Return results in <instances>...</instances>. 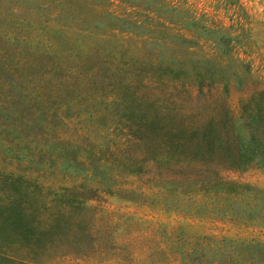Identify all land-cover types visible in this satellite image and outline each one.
<instances>
[{
	"label": "rangeland",
	"instance_id": "1",
	"mask_svg": "<svg viewBox=\"0 0 264 264\" xmlns=\"http://www.w3.org/2000/svg\"><path fill=\"white\" fill-rule=\"evenodd\" d=\"M0 264H264V0H0Z\"/></svg>",
	"mask_w": 264,
	"mask_h": 264
},
{
	"label": "trees",
	"instance_id": "2",
	"mask_svg": "<svg viewBox=\"0 0 264 264\" xmlns=\"http://www.w3.org/2000/svg\"><path fill=\"white\" fill-rule=\"evenodd\" d=\"M154 121V123L149 125V127L152 128L150 129L151 131L149 129L145 131L146 133H148L141 139L143 140V144L151 153H153V151H157V148L161 150L159 151V153L157 152V160L155 159V161H153L155 165L158 164L160 167H170L178 163H186V167L190 166L199 161L195 157V154H197L198 152L204 154V160L215 161L219 164H230L233 167H236L241 163L252 162L254 160L253 157H250V155H248L247 153H242L239 148L232 147V139L229 136L230 126L227 122L221 123L219 121H211L210 123L201 126L202 128L200 129H202V131L199 132L201 136L199 135L197 138L185 137L182 143L167 144L168 140L165 133H169L172 131V123L167 120V118L162 116H157V119H155ZM190 130L191 127L185 126L186 132ZM210 130H213L215 133V138L213 140H209L206 135L207 131ZM252 141L257 142L258 139L253 136ZM210 146L215 147L216 150L213 152H209L208 148ZM177 147H182V155H178L177 157H175V160H172V157L169 158V155H167V151ZM163 159L169 160V162H164L163 164ZM231 184L235 187L238 186L235 183Z\"/></svg>",
	"mask_w": 264,
	"mask_h": 264
}]
</instances>
